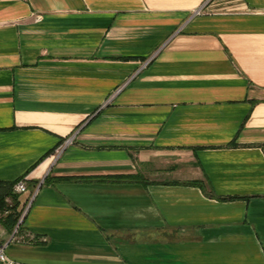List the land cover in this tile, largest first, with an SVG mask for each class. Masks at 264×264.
I'll list each match as a JSON object with an SVG mask.
<instances>
[{
    "label": "crops",
    "instance_id": "crops-1",
    "mask_svg": "<svg viewBox=\"0 0 264 264\" xmlns=\"http://www.w3.org/2000/svg\"><path fill=\"white\" fill-rule=\"evenodd\" d=\"M8 200L26 264H264V0H0Z\"/></svg>",
    "mask_w": 264,
    "mask_h": 264
},
{
    "label": "built area",
    "instance_id": "built-area-1",
    "mask_svg": "<svg viewBox=\"0 0 264 264\" xmlns=\"http://www.w3.org/2000/svg\"><path fill=\"white\" fill-rule=\"evenodd\" d=\"M202 10H203L202 7H200L199 9H197L195 11V14H200L202 12ZM13 190L15 193L27 192L28 191V183H27L26 178L23 177V178H20L19 180H17L14 184ZM37 191H38V189L36 190L35 193H37ZM31 201L32 200H30L26 204L25 209L22 211V214L19 218V221H18L16 228L14 229L11 237L8 239L7 242H5L3 244L1 242V233L3 230L2 220H3L4 216L9 215L12 212V208L10 207L13 204L12 201L8 200L9 206L5 207L4 209H0V264H26L22 261H19V260H16V259L10 257L7 254L6 247L8 246V244L10 242L18 240V234L20 231L19 229L21 227V224L23 223L25 215L28 212V209L30 208Z\"/></svg>",
    "mask_w": 264,
    "mask_h": 264
}]
</instances>
